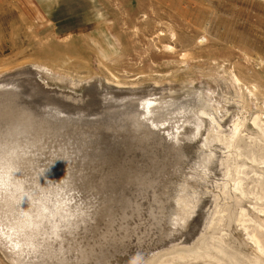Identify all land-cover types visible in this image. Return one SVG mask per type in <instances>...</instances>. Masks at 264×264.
Returning <instances> with one entry per match:
<instances>
[{
    "label": "rangeland",
    "instance_id": "obj_1",
    "mask_svg": "<svg viewBox=\"0 0 264 264\" xmlns=\"http://www.w3.org/2000/svg\"><path fill=\"white\" fill-rule=\"evenodd\" d=\"M0 90V264H264V0H0Z\"/></svg>",
    "mask_w": 264,
    "mask_h": 264
},
{
    "label": "bare ground",
    "instance_id": "obj_2",
    "mask_svg": "<svg viewBox=\"0 0 264 264\" xmlns=\"http://www.w3.org/2000/svg\"><path fill=\"white\" fill-rule=\"evenodd\" d=\"M25 72H26V71H25ZM24 75H25V74L22 73V74H19V76H16V77H14V78H9V79H7V80H8V82H10L11 84L18 85L19 83H21L20 76L23 77ZM23 78H25L24 80L27 79L26 77H23ZM24 80H23V81H24ZM5 81H6V80H5ZM14 81H15V82H14ZM10 83H9V84H10ZM22 83H23V82H22ZM108 83H109V82H108ZM110 83H111V82H110ZM2 84H3V83H2ZM3 85H4V84H3ZM15 85H14V86H15ZM79 85H80V84H79ZM81 85H82V84H81ZM83 85H84V84H83ZM105 85H106V84H105ZM73 86H74V85H73ZM76 86H77V85H76ZM108 86H112V85H109V84H108V85H106V87L103 88L102 85H97V86H96L95 84H94V85L91 84V86H87V87H86V90L84 91V93L89 94L90 92H93L94 94H96V96L94 97V94L92 93V94H93V97H94L93 100H94L96 103H97L99 100H102V102H104V101L106 100V98H107L106 96H107L108 94L114 96V94H113L114 91H115V89H113L114 87L112 86V87H113V88H112L113 90H111V89H109V88H111V87H108ZM84 87H85V86H84ZM51 88H52V87H51ZM53 88H54V87H53ZM13 90H14V89H13ZM83 90H84V89H83ZM110 90H111V91H110ZM0 91H1V90H0ZM81 91H82V90H81ZM116 91L118 92V94H120V93H121V94H123V93H127V92L122 91V90H120V91L116 90ZM12 92H14V91H12ZM16 93H17V92H16ZM23 93H24V92H23ZM19 94H21V93H19ZM25 94H26V91H25ZM118 94H117V95H118ZM22 95H23V94H22ZM28 95H31V93L28 92ZM109 95H108V96H109ZM135 95H136V94H135ZM20 96H21V95H20ZM45 96H46V95H43V96L40 95V96L38 97V99H35V100L33 101V103H35V102L37 103V106H35V107H38V110H39V108H43L44 106H49V105L52 106V107L56 106V107H58V109H59V108H62V109L65 108V109H66V107H65V105H64L65 103H64L59 97L57 98V97L50 96V95H48V96H46V97H45ZM85 96H86V95H85ZM125 97H126V96H125ZM131 97H132V96H131ZM21 99H22V98H21ZM23 99H24V97H23ZM64 99H65V98H64ZM69 100H70V99H69ZM134 101H135V100H134ZM23 102H25V101H23ZM27 102H28V101H27ZM30 102H31V101H29V103H30ZM67 102H68V100H67ZM84 102H87V101H84ZM131 102H132V101H131ZM73 103H74V102H73ZM91 103H92V102H91ZM137 103H138V101H137ZM80 105H81V104H80ZM92 105H93V104H92ZM94 105H96V104H94ZM4 106H5V105H4ZM26 106H27V105H26ZM83 106H85V105H83ZM90 106H91V105H90ZM90 106H89V107H90ZM31 107H32V106H31ZM35 107H34V108H35ZM52 107H50V108L52 109ZM91 107H92V106H91ZM47 108H48V107H47ZM84 108H86V107H84ZM32 109H33V108H32ZM77 110H78V108H77ZM32 111H33V110H31V112H32ZM35 111H36V110H35ZM29 112H30V111H29ZM39 112H40V111H39ZM39 112H38V114H37V117L39 116ZM47 112H48V111H47ZM65 112H66V111H65ZM24 114H25V113H24ZM54 114H55V113H54ZM65 114H66V113H65ZM35 115H36V114H35ZM42 115H43V114H42ZM44 115H45V114H44ZM202 115H204V114H202ZM53 116H55V115H53ZM61 116H62V115H61ZM39 117H40V116H39ZM39 117H38V118H39ZM139 117H140V116H139ZM139 117H138V118H139ZM53 118H54V117H53ZM13 119H14V118H13ZM51 119H52V118H51ZM20 120H21V119H20ZM12 121L14 122V120H12ZM17 121H19V120H17ZM19 122H20V121H19ZM37 122H38V121H37ZM40 123H41V122H40ZM13 124H14V123H13ZM13 124H12V125H13ZM18 124H19V123H18ZM46 124H47V123H46ZM8 125H9V124H8ZM15 125H16V124H15ZM15 125H14V126H15ZM19 125H20V124H19ZM15 127H16V126H15ZM38 127H39V125H38ZM52 128H53V127H52ZM58 128H59V127H58ZM13 129H14V127H12V130H13ZM16 129L18 130V128H16ZM7 131H8V130H7ZM15 131H16V130H15ZM38 131H39V130H38ZM9 132H10V131H9ZM9 132H8V133H9ZM2 133H3V132H2ZM5 133H6V132H5ZM13 133H15V132H11L12 136H13ZM21 134H22V133H21ZM78 134H79V132H78ZM5 135H6V134H5ZM9 135H10V134H9ZM9 135H8V137H7L8 139H9ZM24 135H25V134H24ZM22 136H23V135H22ZM10 137H11V136H10ZM25 137H26V136H25ZM32 137H33V136H32ZM0 138H1V137H0ZM12 138H13V137H12ZM26 138H27V137H26ZM26 138H25V139H26ZM8 139H7V140H8ZM13 139L16 140V137L13 138ZM25 139H24V140H25ZM134 139H135V138H134ZM20 140H21V138H20ZM30 140H31V139H30ZM0 141H1V140H0ZM17 141H18V140H17ZM22 141H23V139H22ZM2 143H3V142H2ZM22 143H23V142H22ZM8 144H9V143H8ZM15 144H16V143H15ZM2 145H3V144H2ZM17 145H18V143H17ZM19 145H20V143H19ZM19 145H18V146H19ZM5 147H6V146H5ZM9 147H10V146H9ZM41 147H42V146H41ZM0 148H1V147H0ZM3 148H4V146H3ZM11 149H12V147H11ZM25 149H26V148H25ZM18 150H19V148H18ZM20 151H21V149H20ZM7 152H8V151H7ZM16 152H17V151H16ZM1 153H2V152H1ZM19 153H20V152H19ZM22 153H24V152H22ZM24 154H25V153H24ZM7 156H8V155H7ZM25 156H26V154H25ZM2 157H3V156H2ZM13 157H14V156H13ZM87 159H88V158H87ZM13 160H14V159H13ZM13 160H12V161H13ZM142 161H143V160H142ZM9 162H10V161H9ZM11 163H12V162H11ZM130 163H131V162H130ZM17 164H18V163H17ZM129 165H130V164H129ZM26 166H27V165H26ZM116 166H117V165H116ZM2 167H3V166H2ZM9 167H10V166H9ZM27 167H28V166H27ZM117 167L119 168V166H117ZM120 167H121V166H120ZM136 167H137V166H136ZM4 168H5V167H4ZM113 168H114V167H113ZM113 168H112V170H113ZM125 169H126V168H125ZM9 170H10V169H9ZM15 170H16V169H15ZM122 170H123V172H124V168H123ZM122 170H121V171H122ZM135 170H136V169H135ZM137 171H138V169H137ZM137 171H136V172H137ZM17 172H18V171H17ZM14 173H15V171H14ZM110 173H111V171H110ZM112 173H114V172H112ZM118 173H120V172H118ZM15 174H16V173H15ZM15 174H14V176H15ZM127 174H128V173H127ZM134 174H135V173H133V175H134ZM121 175H122V173H121ZM137 175H138V172H137ZM3 176H4V175H3ZM117 177H118V176H117ZM3 178H6V177L4 176ZM1 179H2V177H1ZM133 179H134V178H133ZM6 180H7V179H6ZM8 181H9V180H8ZM8 181H7V183H6L7 185H9ZM12 181H13V180H12ZM15 182H16V181H15ZM15 182H14V184H16ZM11 183H12V182H11ZM4 184H5V183H4ZM18 184H19V183H18ZM31 184H32V183H31ZM12 185H13V184H11L9 187H12ZM32 185H33V184H32ZM4 186H5V185H4ZM2 187H3V186H2ZM9 187H8V188H9ZM14 187H15V185H14ZM24 187H25V186H24ZM12 188H13V187H12ZM23 189L26 190V191H24V193L27 192V189H25V188H23ZM1 191H2V190H1ZM8 191H10V190H8ZM31 191H32V190H31ZM31 191H29V192H31ZM2 192H3V191H2ZM22 192H23V191H22ZM7 194H8V193H7ZM22 194H23V193H22ZM10 195H11V194H10ZM105 195H106V194H105ZM0 196H1V195H0ZM2 197H3V196H1V198H2ZM5 197H6V196H5ZM11 197H12V196H11ZM25 197H26V196H25ZM12 198H13V197H12ZM5 199H6V198H5ZM5 199H4V200H5ZM7 199H10V198L7 197ZM16 199H18V198H16ZM6 201H7V200H6ZM10 201H11V203H13V204H14V202H16V201H15V198H14V202H13L12 199H11ZM19 201H20V200H19ZM25 201H26V200H25ZM30 201H31V200H30ZM0 202H1V201H0ZM4 202H5V201H3V203H4ZM17 202H18V201H17ZM3 203H2V204H3ZM11 203H10V204H11ZM38 203H39V201H38ZM20 204H21V202H20ZM20 204H19V206H20ZM29 204H30V203H28V205H29ZM33 204H34V203H33ZM6 205H7V203H6ZM14 205H15V204H14ZM14 205H13V206H14ZM16 205H18V204L16 203ZM16 205H15V206H16ZM26 205H27V204H26ZM31 205H32V204H31ZM31 205H30V207H31ZM35 205H37V204H35ZM39 205H41V204H39ZM39 205H38V206H39ZM2 206H3V205H1L0 207H2ZM8 206H9V205H8ZM10 206H11V205H10ZM15 206H14V207H15ZM16 207H17V206H16ZM16 207H15V209H16ZM22 207H23V206H22ZM8 208H9V207H8ZM25 208H26V206H25ZM25 208H24V209H25ZM27 208H28V207H27ZM43 208H44V207H43ZM17 209H18V208H17ZM24 209H21V210H23V212H24ZM34 209H35V208H34ZM36 209H37V208H36ZM11 210L13 211L12 208H11ZM26 210H27V209H26ZM26 210H25V211H26ZM29 210H30V209H29ZM40 210H41V209H40ZM14 211H15V210H14ZM16 211H17V210H16ZM18 211L20 212V210H18ZM18 211H17V212H18ZM31 211H33V210H31ZM9 212H10V211H9ZM9 212H8V213H9ZM5 213H6V212H5ZM29 213L32 215V212H29ZM35 213H36V210H35ZM12 214H13V213H12ZM12 214H11V215H12ZM18 214H19V213H18ZM33 214H34V213H33ZM39 214H40V213H39ZM41 214H42V211H41ZM6 215H7V214H6ZM14 215H15V216H18V215L15 214V212H14ZM21 215H22V214H21ZM21 215H20V216H21ZM23 215H24V214H23ZM25 215H26V214H25ZM37 215H38V214H37ZM37 215H34V216H37ZM43 215H44V214H43ZM4 216H5V215H4ZM15 216H14V217H15ZM29 216H30V215H29ZM29 216H28V217H29ZM34 216H33V217H34ZM8 217H9V216H8ZM40 217H41V216H40ZM36 218H37V217H36ZM1 219H2V218H1ZM18 219H20V218H17V220H18ZM25 219H26V217H25ZM27 219H28V218H27ZM43 219H44V218H43ZM48 219H49V218H48ZM7 220H8V219H7ZM12 220H13V219H12ZM15 220H16V219H15ZM17 220H16V221H17ZM20 220L22 221V219H20ZM20 220H19V222H20ZM35 220H36V219H35ZM1 221H2V220H1ZM28 221H29V220H28ZM39 221H41V220H39ZM39 221H38V222H39ZM10 222H11V221H10ZM23 222H24V221H22L21 223H23ZM30 222L33 223V220H31ZM30 222H29V223H30ZM34 222H35V221H34ZM21 223H20V224H21ZM32 223H31V224H32ZM0 224H1V223H0ZM33 224H34V223H33ZM35 224H37V223L35 222ZM6 225H8V224H6ZM22 225H23V224H22ZM42 225H43V224H42ZM42 225H41V226H42ZM51 225H52V224H51ZM20 226H21V225H20ZM26 226H27V225H24L23 227H22V226H21V227H19V226L17 227V231L19 230V232H17L18 234H16V235H18L17 237H18L19 240H21V237H20V236H23V239L26 241V238H27V239H30V236H29V235H30V233H31L32 231H33V234H34V232L39 231V229L36 230V228H32V230H31V229H28ZM29 226H30V225H29ZM29 226H28V227H29ZM49 226H50V224H49ZM56 226H58V225H56ZM7 227L9 228V226H7ZM15 227H16V226H15ZM79 227H80V226H79ZM13 228H14V227H13ZM20 228H22V229L20 230ZM43 228H46V227H43ZM49 228H51V227H49ZM56 228H57V227H56ZM9 229L11 230L12 228L10 227ZM34 229H35L36 231H34ZM58 229H59V226H58ZM10 230H9V231H10ZM30 230H31V231H30ZM44 230H45V229H44ZM48 230H49V229H48ZM42 231H43V230H42ZM12 232H13V230H12ZM39 232H41V229H40ZM49 232H50V231H49ZM45 233H46V232H45ZM31 234H32V233H31ZM36 234H37V233H36ZM41 234H42V233H41ZM46 234H47V233H46ZM38 235H39V234H37V236H38ZM50 235H51V234H50ZM35 236H36V235H35ZM58 236H59V235H58ZM33 237H34V235H33ZM39 237H41V236L39 235ZM46 237H47V236H46ZM49 237H50V236H49ZM0 238H1V237H0ZM34 238H35V237H34ZM41 238L43 239V237H41ZM50 238H51V237H50ZM50 238H49V239H50ZM63 238H64V237H63ZM6 239H7V238H6ZM24 240H21V241H22V244H23V243H24V244L27 243V242H25ZM35 240H37V238H36ZM44 240H45V239H44ZM44 240H43V242H44ZM41 241H42V240L40 239V242H41ZM36 243H37V242H35V243H33V244L36 245ZM27 244H28V243H27ZM25 245H26V244H25ZM20 246H21V251H20V253H22V254L25 253V252H24V249H23V246H22V245H20ZM26 246H27V245H26ZM26 246H25V247H26ZM43 246H44V245H43ZM32 247H33V245H32ZM33 248H34V247H33ZM37 248H38V247H37ZM28 249H29V246H28ZM31 249H32V248H31ZM32 250H34V249H32ZM32 250H31V251H32ZM25 251H26V250H25ZM28 251H29V250H28ZM37 251H38V250H37ZM41 251H42V250H41ZM33 252H34V251H33ZM33 252H32V253H33ZM35 252H36V251H35ZM49 252H50V251H49ZM51 252H52V251H51ZM26 253H27V252H26ZM26 253H25V254H26ZM28 253L30 254V252H28ZM32 253H31V254H32ZM41 253H42V252H41ZM47 253H48V252H47ZM50 254H51V253H50ZM32 255H33V254H32ZM34 255H35V254H34ZM34 255H33V257H34ZM28 256H29V255H28ZM30 256H31V255H30ZM30 256H29V258H31ZM39 256H40V255H39ZM151 263H152V262H151Z\"/></svg>",
    "mask_w": 264,
    "mask_h": 264
}]
</instances>
